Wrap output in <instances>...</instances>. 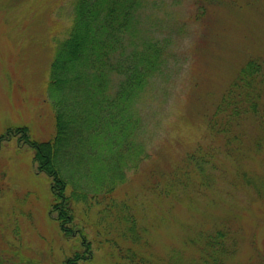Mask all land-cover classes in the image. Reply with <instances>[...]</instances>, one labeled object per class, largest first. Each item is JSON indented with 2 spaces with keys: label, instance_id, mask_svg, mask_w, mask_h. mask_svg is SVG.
Wrapping results in <instances>:
<instances>
[{
  "label": "rangeland",
  "instance_id": "374dc122",
  "mask_svg": "<svg viewBox=\"0 0 264 264\" xmlns=\"http://www.w3.org/2000/svg\"><path fill=\"white\" fill-rule=\"evenodd\" d=\"M73 1L0 0V134L17 126H26L37 141L53 134L46 92L49 62L60 33L71 24ZM197 4L144 0L139 10L143 27L171 38L169 74L135 101L148 160L129 171L126 183L115 191L117 199L123 192L134 197L144 237L117 238L122 224L110 212V231L103 233L105 221L99 223L98 206L88 213L81 208L72 221L84 235H63L50 208L49 177L37 171L34 149L13 136L0 143V264H65L76 251L91 258L88 264H132L127 249L146 252L161 264V255L174 248L184 259L193 255L196 244L189 245L188 237L219 226H232L238 241L228 264H264V139L259 151L246 150L240 164L220 154L210 171L213 186L203 192L194 189L191 202L183 199L185 194L176 201L148 189L155 178L149 174L152 169L166 172L199 142H216L207 133L206 115L247 58L264 59V0H222L209 5L200 18L195 17ZM261 101L264 104V91ZM247 129L252 134L249 145L257 130L250 122ZM236 169L258 183L262 194L249 186L230 185Z\"/></svg>",
  "mask_w": 264,
  "mask_h": 264
},
{
  "label": "trees",
  "instance_id": "16d2710c",
  "mask_svg": "<svg viewBox=\"0 0 264 264\" xmlns=\"http://www.w3.org/2000/svg\"><path fill=\"white\" fill-rule=\"evenodd\" d=\"M221 1L197 0L195 17H202L209 5ZM143 2L74 0L71 24L60 33L62 37L49 62L46 92L52 108L53 134L37 141L28 135L26 126L8 127L0 134V143L17 136L19 142L34 149L37 171L50 179L51 212L56 213L54 220L66 236L75 231L84 235L72 221H76L81 208L88 213L94 206L99 207V223L105 221L102 232L106 235L110 231L106 222L109 212L122 224L117 238L137 241L146 232L137 224L134 197L123 192L117 199L115 193L126 183L127 173L138 169L149 157L139 137L143 125L135 101L151 84L169 74L171 38L142 26L139 10ZM263 91L264 59L249 57L205 117L207 133L216 142H199L166 172L154 173L152 169L149 174L155 178L148 189L176 201L185 194L183 199L191 202L194 189L203 192L213 186L210 171L220 154L240 164L246 150L259 151L264 139ZM248 122L257 130L249 145L252 134L247 129ZM228 182L252 187L262 194L258 183L241 169L233 170ZM231 228L219 226L188 237L189 245L196 244V252L184 259L174 248L167 256L161 255V264H228L238 243ZM82 244L85 250L89 246ZM127 252L132 264H155L146 252ZM87 256L76 251L65 259V264H88L91 258Z\"/></svg>",
  "mask_w": 264,
  "mask_h": 264
}]
</instances>
